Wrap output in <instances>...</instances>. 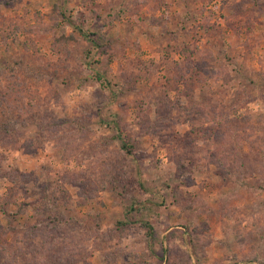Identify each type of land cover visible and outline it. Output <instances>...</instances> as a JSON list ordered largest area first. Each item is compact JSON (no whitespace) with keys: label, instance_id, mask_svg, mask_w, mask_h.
Here are the masks:
<instances>
[{"label":"rangeland","instance_id":"rangeland-1","mask_svg":"<svg viewBox=\"0 0 264 264\" xmlns=\"http://www.w3.org/2000/svg\"><path fill=\"white\" fill-rule=\"evenodd\" d=\"M0 264H264V0H0Z\"/></svg>","mask_w":264,"mask_h":264},{"label":"trees","instance_id":"trees-1","mask_svg":"<svg viewBox=\"0 0 264 264\" xmlns=\"http://www.w3.org/2000/svg\"><path fill=\"white\" fill-rule=\"evenodd\" d=\"M126 146V145H125ZM149 229H151V227H149ZM151 234V233H150Z\"/></svg>","mask_w":264,"mask_h":264}]
</instances>
